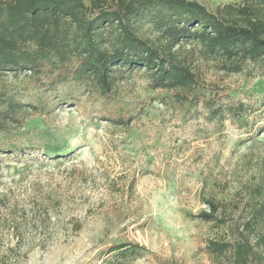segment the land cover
Masks as SVG:
<instances>
[{"label": "rangeland", "instance_id": "rangeland-1", "mask_svg": "<svg viewBox=\"0 0 264 264\" xmlns=\"http://www.w3.org/2000/svg\"><path fill=\"white\" fill-rule=\"evenodd\" d=\"M195 1L213 11L240 0ZM157 11L133 20L139 36H157ZM195 46L182 45L194 73L185 88H151L142 69L115 72L109 94L92 78L24 90L28 71L0 73L19 104L0 128V264H219L209 239L253 244L264 227L252 217L264 198V72L216 70ZM207 200L222 222L199 216ZM124 242L145 250L108 253ZM254 251L264 264V244Z\"/></svg>", "mask_w": 264, "mask_h": 264}, {"label": "trees", "instance_id": "trees-1", "mask_svg": "<svg viewBox=\"0 0 264 264\" xmlns=\"http://www.w3.org/2000/svg\"><path fill=\"white\" fill-rule=\"evenodd\" d=\"M259 3L264 0H240L211 11L195 0H0V73L28 71L24 90H54L92 78L100 93L109 94L118 79L115 72L142 69L151 88H185L194 83V73L182 56L184 43L195 44L201 62L216 70L238 73L254 63L264 72ZM153 8L158 9L157 36L141 37L133 20ZM17 88L0 84V128L19 106L13 95ZM129 121L121 118L118 124ZM207 205L209 211L199 216L222 222L215 216L218 204L207 200ZM252 211L254 220H264V198ZM206 243L219 264H253L254 246L264 244V227L253 244L247 238ZM144 250L124 242L108 253L126 258Z\"/></svg>", "mask_w": 264, "mask_h": 264}]
</instances>
